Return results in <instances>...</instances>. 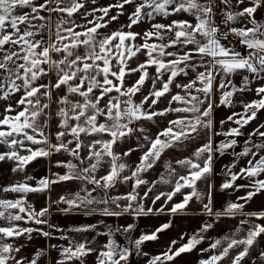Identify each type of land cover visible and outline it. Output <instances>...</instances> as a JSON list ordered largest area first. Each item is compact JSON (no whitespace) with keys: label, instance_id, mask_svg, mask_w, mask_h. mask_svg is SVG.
Listing matches in <instances>:
<instances>
[{"label":"snow or ice","instance_id":"obj_1","mask_svg":"<svg viewBox=\"0 0 264 264\" xmlns=\"http://www.w3.org/2000/svg\"><path fill=\"white\" fill-rule=\"evenodd\" d=\"M264 0H249L250 6L244 7L241 11L230 10V0H219L220 4L225 6L224 19L222 23L225 25L230 22H235L238 19H246L252 27H230L226 32H221L219 27L215 25L213 18V9L216 6L214 0H205L201 3L200 0H142L136 4L134 11L129 16L130 23L127 27L139 23L144 17L149 19L155 15L169 16L175 13L186 12L195 17V24L187 20H174L171 24H154L152 29L144 32V43L136 45L132 43L140 33L132 31L124 32L117 30L111 35L103 36L97 39V30L101 27H106V24L95 23L93 27L85 28V31H75L74 22L60 17L59 14L64 13L67 17H72L80 9L84 8L83 0H44L43 3L37 4L36 0H0V52L4 53L0 57V92L3 95L0 99L7 100L8 97L24 90V95L16 102L17 106L23 105V109L16 113L15 116L4 115L0 119V144H7L8 152L0 153V161L5 159L16 161V167L13 171H22L29 162L37 157H47L52 152H68L76 160L80 162L81 167L71 161L66 164L62 161H57V167H66L67 173L64 175H56V179L49 181L41 179L38 181L37 187H31L27 183H19L17 185L4 188L3 191L28 193L43 191L49 183H58L68 180H85L89 184L94 185L93 191L96 188L107 191L114 187L121 180V173L128 167L125 163H119L120 154L114 152V145L120 140L131 135L134 131L144 132L143 128L135 129L130 127L134 121L152 120L157 116H165L167 113H184L191 115L178 116L176 119L168 121V126L161 132L156 134L154 139L145 135L143 138L148 143L147 151L140 157V163L131 171L130 176H123V181H134L132 191L124 196L110 197L104 200H96L91 196V192L87 189H82L87 195L81 196L79 192L75 194L73 199L61 197L60 201L69 205V210L73 207H87L93 203L108 204L116 203L118 200H127L128 204L122 209L123 212L132 210L136 215H147L152 213L153 209L148 208L145 212L142 204H137L133 208V202L137 201L139 193L136 189L146 184L147 181L140 179L139 174L153 167V164L158 160L165 149L176 146L185 140H189L194 134H198L201 128L211 129L212 120L211 114L213 109L212 93L213 82L217 76H221L218 88L222 94L220 104L231 105L232 96L237 91H245L247 85L250 84L249 76L243 77L244 86L237 88L229 79L234 74L246 71L252 75L254 79H264V24L257 22L253 14L261 7ZM95 4L96 0H91ZM135 0H123L122 3L109 5L104 8L92 9L91 12L85 13L93 15L96 11H100L107 16L111 8L123 9L127 4H133ZM245 3V0H236V7ZM63 5V6H62ZM171 11L169 7L173 6ZM18 9H30L22 14H17ZM148 9L149 11H145ZM48 12L49 16L45 18L40 15V12ZM57 14V19L53 27L49 26V43H45L43 37L34 39L40 29L45 27L44 24L39 26L33 24L34 20L53 21L52 14ZM120 12L118 15H122ZM103 16L96 17L97 20H103ZM118 16H112L111 20H116ZM73 24V27H63L66 24ZM89 24L93 21L89 20ZM21 25L24 26L21 30ZM37 29L33 31L32 29ZM66 33V35H62ZM171 34L167 43H148V40L153 37L164 41L166 35ZM229 35L236 37L239 44L244 46L246 54H242L233 47H226L221 44L219 37L227 39ZM55 36L53 40L52 37ZM83 37V38H82ZM200 37L201 39H198ZM67 41V42H65ZM15 46L16 50L11 48L5 49V46ZM188 45L193 47L184 51L183 54L167 51L168 48L179 46L185 48ZM83 48V53L78 49ZM144 53L147 59L138 63L137 67L132 68L129 61L136 57L139 53ZM54 54H62L61 58H54ZM173 57V59H165ZM18 61H23L22 63ZM14 65V66H10ZM183 65V67H181ZM47 66V67H45ZM149 66H155V76L150 77L147 71ZM197 68H203V71H197ZM191 69L196 73L195 79L188 83L176 84L184 94L180 92L171 96L168 101V107L161 111H147L144 106L151 100L152 105H156L158 100L165 94L170 93V85L174 79L184 74L187 76V70ZM139 72V78L130 87H125L124 80L126 75ZM50 73L55 77V82L50 78L48 83L37 84L36 82L44 77H49ZM165 73H170L168 79L162 82L160 89L156 88L157 81ZM147 79L152 80V90L147 96H144L139 103L133 101V97L140 92ZM21 81L18 84L16 81ZM200 85L199 87L197 85ZM231 86V91L224 89ZM65 88L66 92L62 96H58L53 101V92L60 88ZM99 92V95H96ZM117 95H111V93ZM195 92L196 94H193ZM258 100L251 101L243 105V113H233L228 117V120H233V117L239 116L240 119L235 120V123L243 127L251 120L255 119L259 110L264 109V86H259L255 89ZM201 94L203 98H201ZM70 96H78L80 99L70 100ZM107 97V102L101 106V101ZM45 99L49 103H41ZM123 98V99H122ZM173 102L182 105L172 107ZM50 103L58 105L54 115L59 118L60 131L55 133L57 143L53 144L45 135L44 128L48 126V120L45 119L44 124L39 123L41 116H47L45 112L49 109ZM206 105V107H202ZM5 113L12 112L14 109L9 104L5 108ZM249 113H251L249 115ZM99 118H103V121ZM223 124L224 121H221ZM30 130V131H29ZM239 128H232L224 135H240ZM107 135L109 138L104 139ZM250 135H259L264 137V132L258 129ZM37 136L39 138H37ZM71 136L72 139L67 142L64 137ZM93 137L87 143L81 137ZM99 136L100 138H94ZM163 137V139H162ZM11 138V139H9ZM25 142L35 145H47V149L40 147L35 150L31 147H26ZM236 141L231 140L228 143H221L217 151H223L226 148L235 145ZM74 144V147L69 145ZM258 149H264V144L254 145ZM18 149H24L28 155H20ZM86 149V155L81 156V150ZM134 149H129L124 152V156H128ZM212 141L203 144L197 148L192 157L178 160L177 163L188 169L186 176H180L175 187L170 193H160L153 199V204L161 199V196H166V201L172 200L173 196L180 192L182 188L189 187L191 193L186 194L181 203L174 204L170 211L176 213L178 210H183L189 201L193 198H200V193L196 191V182L203 179L211 172L212 161ZM204 158L203 166L198 162ZM251 154L254 158L258 155L256 152H250V149L245 148L242 155L248 156ZM107 163L109 168L105 175L97 178L96 173L101 168L102 164ZM87 162V166L85 163ZM248 166L242 168L239 174H231L230 181L221 185V189L232 188L234 182L241 176H247L249 179L259 176L264 173V155H261L258 160H248ZM171 168V166H169ZM174 172V170H172ZM28 179H31L29 177ZM161 182L167 183V180L161 179ZM239 187H249L241 185ZM144 193V197L148 196V192ZM264 191V179H254L250 185V190L246 196L239 197V200L245 202L257 193ZM141 198V199H143ZM23 198L12 200H0V218H5L9 221L22 220L23 216L8 212L9 209H18L20 213L27 212L29 220H33L36 224L46 223L40 217L46 215L48 209H41L39 212L26 209ZM119 206V205H117ZM244 207L240 203H231L223 213L217 212L215 215H235ZM164 209H158L162 212ZM204 210L211 215V198L209 194V203L204 204ZM105 215H119V213L110 212L108 208H104ZM7 213V215H6ZM257 219L264 218V212L250 213ZM246 221H241V224ZM95 226H89L94 228ZM134 225H128L125 232L132 229ZM170 227V222L161 225L150 235H142L135 241L137 249L144 241L156 240L157 233L164 231ZM212 227V224H205L201 231H207ZM89 228H78L75 231H87ZM37 229L18 228V227H0V234L3 237L21 236L25 233H31ZM119 231V230H118ZM239 232L240 229L238 228ZM44 236H49V233L42 232ZM264 234V225H253L247 231V235L242 239L228 238L224 241L216 240L210 247L217 249L226 242V246L221 247L219 254H213L208 259L200 261V264H220L226 257L230 256V250H234L243 246L242 250L230 257V264H241V261L248 255L249 249L253 246L256 239ZM30 238V236H29ZM67 239V237H62ZM202 238V237H201ZM176 241H172L175 245ZM200 243V239L193 236L187 244L182 245L175 252L171 246L168 250L160 255L152 257L148 264H165L166 261H171L174 257L181 253L190 251L196 244ZM88 242L74 243L69 242V246L62 247L60 255L62 259L56 264H66L73 259L81 257L94 251L88 247ZM53 247H56L53 245ZM106 250L100 251L97 257V264H121V261L126 262L129 257V249L122 248L114 239H109L104 246ZM19 248H14L12 245L4 243L0 244V264H9V261H14V264H22L20 260H16L11 255L13 252H19ZM207 251V249L205 250ZM41 253L36 254V258L30 264H37V258ZM264 257V253H260ZM118 257V258H117Z\"/></svg>","mask_w":264,"mask_h":264},{"label":"crops","instance_id":"obj_2","mask_svg":"<svg viewBox=\"0 0 264 264\" xmlns=\"http://www.w3.org/2000/svg\"><path fill=\"white\" fill-rule=\"evenodd\" d=\"M106 1V0H104ZM44 0H37V4L43 3ZM112 2V1H109ZM123 0H116L113 3H109V5H116L118 3H122ZM201 3L205 2V0H200ZM84 7L86 4L84 2ZM133 4H127L123 9L117 8V13L123 12L122 15H114L118 16L116 20H111L113 16H107L104 18L103 23L106 24V27H101L97 30V39L102 38L106 35H111V33L117 30H123L124 32L132 31L134 33H140L139 36L136 37L135 41L132 43L136 45L143 44L144 32L152 29V25L154 24H164L168 25L169 20L170 24L174 20H195V17L186 12L175 13L169 16L155 15L154 18L149 19L144 17L139 23L133 25L131 28L127 27L130 23L129 16L134 11ZM63 6V5H62ZM127 6L132 7L129 14H126ZM170 6L169 11L171 8ZM26 11H29L28 9ZM85 12L83 9H80L77 13H74L72 17H67L66 14H59L60 17L64 19L70 20L74 22V25H81L82 27H75V31L83 32L85 28L93 27L95 22L93 19V23L89 24L90 20L88 17L85 18ZM41 16L47 18L49 16L48 12L41 11ZM53 21L51 25L47 19L45 20H34L33 24L39 26L44 24L45 27L40 29L38 34L34 37V39H41L45 41L46 45L49 43V26L53 27L55 20L58 18L57 14L53 13ZM150 20V21H149ZM123 22V26L118 28L116 26V22ZM191 23V22H190ZM113 24H115L113 26ZM144 25L143 29L142 26ZM63 27H73V24H66ZM24 26L21 25V29L23 30ZM33 31H37V29H32ZM62 35H66V33H62ZM171 35V34H169ZM83 38V37H82ZM201 39L200 37H197ZM55 39V36L52 37ZM67 42V41H65ZM148 43H161V41L155 37L148 40ZM192 45H188L185 48H180L179 46L168 48L167 51L177 52L178 54H183L184 51L192 48ZM11 48L12 50H16L15 46H5V49ZM80 53H83L84 49H78ZM4 53L0 52V57L3 56ZM62 54H54V58H61ZM147 59L146 55L142 52L139 53L136 57L132 58L129 61V65L132 68L137 67L138 63H142ZM167 59H173V57H167ZM22 63L23 61H18ZM14 66V65H10ZM47 67V66H45ZM183 67V65H181ZM150 77L155 76V66H149L147 68ZM197 71H203V68H197ZM188 74L185 76L184 74L178 75L172 85H170L171 91L170 93L165 94L161 97L156 105L151 104V100L145 104L144 108L147 111H161L167 108L168 101L171 99V96L180 92L181 95L184 93L176 87V84H184L188 83L190 80L195 79L196 73L191 69L187 70ZM170 73H165L161 80L157 81L156 88L160 89L162 87V82L168 79V75ZM140 73H132L130 75L125 76L124 85L125 87H130L135 83V81L139 78ZM2 78V77H0ZM52 79L55 82V77L50 73L49 77H44L41 80L37 81V84L48 83L49 79ZM16 83L20 84L21 81H16ZM200 86L199 84L197 85ZM152 90V80L147 79L145 81L144 86L141 88L140 92H138L134 97L133 101L135 103H139L144 96H147L149 92ZM66 92L65 88H60L56 92H53V101L58 97L64 95ZM193 94H196L193 92ZM3 95V92H0V96ZM24 95V90L21 89L19 92H15L11 94L7 100L0 99V119L4 118V115L15 116L17 112L23 109V105L17 106L16 102ZM96 95H99V92H96ZM111 95H117V93L113 92ZM201 98H203L201 94ZM70 100L80 99L78 96H70ZM107 102V97L101 101V106ZM41 103H49V101L42 98ZM11 104L14 111L5 113V108ZM179 105L173 102L172 107H179ZM206 107V105L202 106ZM58 105L55 103H50L49 109H46L45 112L47 116H41L39 119V123L41 125L44 124L45 119L48 120V126L44 128L45 135L48 136L49 141L53 144L57 143L55 139V133L60 131L59 128V118L54 115L57 110ZM183 115H191L184 113H172L169 112L165 116H157L152 120H140L134 121L130 127L135 129L143 128L144 132L134 131L131 135L126 138L120 140L115 144L114 152L120 154L119 163H125L128 167L121 173V180L116 183V185L107 191L96 188L92 184H89L85 180H68L61 181L58 183H49L48 187L43 191L38 192H28V193H19V192H11V191H3L4 188H8L13 185H17L19 183H27L31 187H37L38 181L41 179H48L49 181L55 180L56 175H64L67 173L68 169L66 167H57V161H62L65 164L71 161L74 164H77L78 168L81 167L80 162L76 160L73 156H71L68 152H52L47 157H37L36 159L29 162L25 165L22 171H13L16 167V161L5 159L4 161H0V200H12L15 201L17 199L23 198L25 203L24 207L28 210H34L35 212H39L41 209L47 208L48 211L46 215L40 217L41 220L46 221V223L36 224L33 220H29L27 217V212L20 213L18 209H9L8 212L13 215L19 214L24 217V219L16 221H9L5 218H0V227H18V228H31L37 229L32 231L30 234L25 233L21 236H13V237H3L0 239V244H10L14 248H19V252L11 253L12 256L15 257L16 260H20L22 264H30L33 258H36V254L39 252L41 255L37 258V264H53L62 259L60 255V250L62 247L69 246V242L72 241L74 243L80 242H88V247L94 249L93 252L81 257L80 259H73L71 261L66 262V264H97V257L102 250H106L104 246L108 243L109 239H114L118 245L122 248L129 249V257L126 262L121 261V264H148L149 260L156 256L160 255L168 250L171 246L172 251L175 252L182 245L187 244L189 239L193 236H196L197 239H200V243L196 244L190 251H186L181 253L179 256L174 257L171 261H166L165 264H189L190 263V255H196V264H198L199 257L201 255L200 248H206L210 246L216 240L224 241L226 237L228 238H236L237 229L239 228L241 231H248L253 225L259 224L264 225V218L257 219L255 216L249 215L250 213H260L264 212V191H261L254 195L251 200L245 202L244 200H239V197L246 196L247 192L250 190V185L252 184L254 179H264V173L260 174L257 177L249 179L247 176L239 177L233 184L232 188L221 189V185L225 182L230 181L231 174H239L242 168H246L248 166V160H258L261 155H264V149H258L254 147V145L264 144V137L259 135H250L254 133L257 129L259 131L264 132V127L255 128V120L252 122L251 127H227L221 123L224 116L220 113L213 111L211 114L212 127L211 129L201 128L198 134H194L193 137L189 140H185L180 144H177L174 147L165 149L160 158L155 161L152 168L147 169L139 174V178L147 181L146 184L140 185L136 191L139 193V197L137 201L133 202V208L137 206V204H142L145 212H147L148 208H152L153 212L148 213L147 215H136L132 210L128 212H123L122 209L128 204L127 200H118L116 203H108V204H97L93 203L88 205L87 207H73L69 210V205L60 201L61 197H65L67 199H73L77 192L80 193L81 196L87 195L85 191L82 189H87L91 192V196L96 200H104L110 197L124 196L127 193L132 191V186L134 181L129 180L127 182L123 181V176H130L131 171L134 170L137 164L140 163V157L143 155L145 151H147L148 143L144 140V136L147 135L150 138L154 139L156 134L161 132L164 128L168 126V121L172 119H176L178 116ZM101 122L103 118H99ZM232 128H239L240 135H224V133H228ZM30 131V130H29ZM37 138H39L37 136ZM94 138H100L99 136ZM104 139H108L109 137L105 135ZM11 139V138H9ZM72 139L71 136L64 137V141ZM81 139L85 140L87 143L89 140L93 139V137H81ZM163 139V137H162ZM211 139L213 151H212V161H211V172L208 173L203 179L198 180L196 182V191L199 192L200 198L193 197L186 207L183 210H178L176 213H171L170 209L174 204L181 203L186 194L191 193L192 189L189 187H184L180 192H177L172 200L166 201V196H161V199L156 201L153 204V199L156 195L160 193H170L173 191L175 187V183L179 179L180 176H186L188 174V169L183 167L177 163L178 160H182L185 158H189L193 156L195 150L201 147L203 144L207 143ZM231 140H235L236 143L232 147L226 148L223 151H217V148L221 143H228ZM26 147H31L32 149L36 148H46L47 145H35L30 144L29 142H25ZM75 145H69V147H74ZM134 149L128 156H124L123 153L127 152L129 149ZM245 148L250 149V152H256L258 155L254 158L251 154L248 156L242 155ZM20 155H28V152L24 149H18ZM9 147L7 144H0V153L8 152ZM87 150H81V156L86 155ZM202 157L200 161H198L201 166H203L204 158ZM87 166V162L85 165ZM171 166V168L169 167ZM109 168V164L107 163V158L105 163L102 164L101 168L97 171L96 176L99 178L101 175H105ZM174 170V172L172 171ZM31 177V179H28ZM167 180V183L161 182V179ZM241 185H248L249 187H239ZM151 189L148 192V196L144 197V193ZM209 194L211 198V209L212 214L209 215L204 210V204L209 203ZM143 198V199H141ZM231 203H240L243 204L244 207L236 212L235 215H220L217 217L215 214L217 212L223 213L224 209ZM119 205V206H117ZM163 207V211H157ZM108 208L110 212L119 213V215H105L103 214V209ZM7 215V213H6ZM241 221H246V223L241 224ZM170 222V227L165 229L162 232L157 233L156 240H148L144 241L139 249H137L135 245V241L139 239L142 235H150L156 231L161 225ZM232 222V224H231ZM212 224V227L207 231H201L202 227L205 224ZM134 225L132 229L125 232L124 229L128 227V225ZM94 225V228H89V226ZM78 228H89L87 231H75ZM119 230V231H118ZM233 230V231H232ZM42 232L49 233V236H44ZM3 234H0L2 237ZM30 236V238H29ZM62 237H67L64 239ZM202 237V238H201ZM242 239L243 236L240 235ZM238 239V238H236ZM172 241H176L175 245H172ZM55 245L56 247H53ZM222 246H226V242L222 244ZM256 248L261 249L264 252V234H261L256 239ZM254 247V248H255ZM243 246L231 252L229 257H226L223 261L224 263H230V257L234 256L240 250H242ZM251 251V249H250ZM204 252V251H203ZM202 252V253H203ZM254 250L252 251V253ZM219 254V253H218ZM118 258V257H117ZM244 262V259L241 263ZM259 263V261H257ZM261 262V261H260ZM222 263V262H220ZM9 264H14V261L10 260Z\"/></svg>","mask_w":264,"mask_h":264},{"label":"rangeland","instance_id":"obj_3","mask_svg":"<svg viewBox=\"0 0 264 264\" xmlns=\"http://www.w3.org/2000/svg\"><path fill=\"white\" fill-rule=\"evenodd\" d=\"M112 1V2H109ZM116 0H96V3L93 4L91 3V0H83V2H85L86 7L82 8L83 11L85 13H89L92 11V9H99V8H104L109 6V3H113ZM142 0H135V5H132L135 9L136 4L141 3ZM37 3V0H36ZM215 3V7L213 9V18L215 21V25L217 27H219L221 32H226L228 30V28L230 27H243V26H247V27H252V25L250 23H248V21L246 19H238L235 22H230L229 24L225 25L224 23H222L223 19H224V12H225V6L223 4L219 3V0H214ZM250 6L249 0H245V3L239 5V7H236V0H230V10L232 11H241L244 7H248ZM127 10H126V14L128 15L129 12L131 11L132 7L127 6ZM27 9H18L17 10V14H22L24 11H26ZM30 11V9H28ZM117 15V8H111L108 15L107 16H114ZM103 16L104 18H107V16H104V14L100 11H96L93 15H88L87 17L91 20L93 19V21L95 23H103V20H97L95 19L96 17H101ZM255 20L261 24H264V2H262L261 7H259L257 9V11L253 14ZM169 19H170V15H169ZM150 21V20H149ZM192 24H195V20H191L190 21ZM116 26L118 28L122 27L124 24L122 21L120 22H116L115 23ZM113 24V26L115 25ZM169 24H170V20H169ZM144 25L142 26L143 29ZM22 30V29H21ZM171 35H166L165 40L161 41V43H167L168 38H170ZM221 44H223L226 47H233L235 48L237 51H240L242 54H246L245 48L244 46L239 44V41L236 37L229 35L227 39H224L222 36L219 37ZM7 46V45H6ZM2 57V56H1ZM264 75V74H262ZM244 76H249L250 79V84L247 85V89L245 91H237L234 93V95L232 96V103L231 105H222L220 104V97H221V90H219L218 85H219V81L221 80V76H217L216 80L213 82V93H212V103H213V111L220 113L222 116H224L223 120L225 125L227 127H241L240 125L235 123V120L240 119L239 116H235L233 117V120H228L229 116H232L233 113H243L244 112V108L243 105L246 103H249L251 101L254 100H258L260 99L259 96H257L255 89L259 86H264V79H254L252 77V75L246 71L243 72H239L237 74L232 75L231 77H229V79L232 81V84L235 85L237 88H241L244 86L243 84V77ZM224 91H231V86H229V88L224 89ZM251 113H249L250 115ZM255 120V128H261L264 127V109H261L257 112L255 119L251 120L248 124L244 125L246 127H251L254 126L252 125V122ZM223 123V124H224ZM232 224V222H231ZM233 231V230H232ZM237 231V230H236ZM240 235L243 236V238L247 235L246 231H237V236L236 238L241 239ZM256 241L254 242L253 246L250 247L249 249V253L247 256L244 257V262L241 264H264V257H261L260 253H264L261 251V249L256 248ZM221 247H223L222 245L220 247H218L217 249H212L210 246H207L206 248H200V250L203 252H200L201 255L199 257V261L198 264H200V261L202 260H206L208 259L211 255L213 254H218L221 251ZM255 247V248H254ZM207 249V251H205ZM238 249V248H237ZM234 249V250H237ZM242 249V248H241ZM234 250H230V254L232 251ZM254 250V252L252 253V251ZM190 263L189 264H196V255L191 254L190 255ZM259 261V263L257 262ZM261 261V262H260ZM222 263L220 264H230V263H224V261H221ZM55 264V263H53Z\"/></svg>","mask_w":264,"mask_h":264},{"label":"trees","instance_id":"obj_4","mask_svg":"<svg viewBox=\"0 0 264 264\" xmlns=\"http://www.w3.org/2000/svg\"><path fill=\"white\" fill-rule=\"evenodd\" d=\"M145 11H149L148 9H145ZM123 99V98H122Z\"/></svg>","mask_w":264,"mask_h":264}]
</instances>
